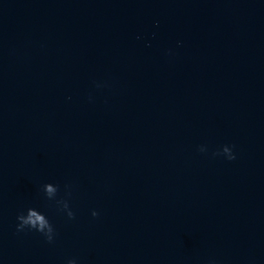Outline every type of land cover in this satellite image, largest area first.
<instances>
[{"label": "water", "instance_id": "1", "mask_svg": "<svg viewBox=\"0 0 264 264\" xmlns=\"http://www.w3.org/2000/svg\"><path fill=\"white\" fill-rule=\"evenodd\" d=\"M69 261L264 264V0H0V264Z\"/></svg>", "mask_w": 264, "mask_h": 264}, {"label": "clouds", "instance_id": "2", "mask_svg": "<svg viewBox=\"0 0 264 264\" xmlns=\"http://www.w3.org/2000/svg\"><path fill=\"white\" fill-rule=\"evenodd\" d=\"M203 150L204 149L201 148V151ZM223 153H228L227 155L229 159L235 158L231 154L230 148L227 146L223 148ZM52 191L53 189L51 188V186H49L48 192L51 193ZM65 207H67V204H65ZM92 215L95 217L98 215V213L93 211ZM68 216L69 218H74V214L71 211H68ZM16 219L18 221L16 225L17 232H23L26 229L29 231L34 230L42 234L49 243L53 241L55 230L49 219L44 214H41L40 212L34 210L33 208H28L27 214L21 212L20 214L17 215ZM69 264H75V261H69Z\"/></svg>", "mask_w": 264, "mask_h": 264}]
</instances>
